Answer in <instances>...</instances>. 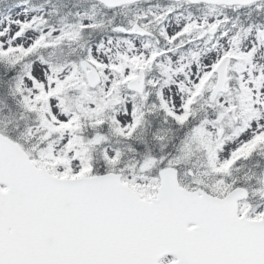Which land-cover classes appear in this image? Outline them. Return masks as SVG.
<instances>
[{
	"label": "snow or ice",
	"instance_id": "snow-or-ice-1",
	"mask_svg": "<svg viewBox=\"0 0 264 264\" xmlns=\"http://www.w3.org/2000/svg\"><path fill=\"white\" fill-rule=\"evenodd\" d=\"M0 264H264V0H0Z\"/></svg>",
	"mask_w": 264,
	"mask_h": 264
}]
</instances>
